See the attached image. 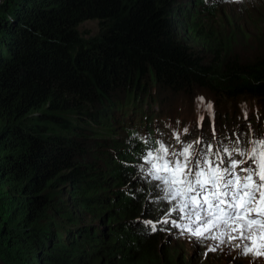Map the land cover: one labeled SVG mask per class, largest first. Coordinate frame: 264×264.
<instances>
[{
  "label": "trees",
  "instance_id": "1",
  "mask_svg": "<svg viewBox=\"0 0 264 264\" xmlns=\"http://www.w3.org/2000/svg\"><path fill=\"white\" fill-rule=\"evenodd\" d=\"M177 1L0 0V264H157L160 233L125 218L144 195L119 186L185 128L196 138L211 127L229 148L259 139L262 118L240 98L264 106V51L242 60L211 25L213 7L176 11ZM90 20L102 30L85 37ZM195 85L239 110L217 112L213 98H191L184 113L145 108L163 89L187 98ZM165 122L177 130L165 136ZM118 125L128 147L115 143Z\"/></svg>",
  "mask_w": 264,
  "mask_h": 264
},
{
  "label": "snow or ice",
  "instance_id": "2",
  "mask_svg": "<svg viewBox=\"0 0 264 264\" xmlns=\"http://www.w3.org/2000/svg\"><path fill=\"white\" fill-rule=\"evenodd\" d=\"M208 109L211 112L212 105ZM146 163L163 198L173 205L167 215L182 213L190 220L184 226L187 232L214 242L210 251L236 242L233 246L242 254L264 256V139L254 141L251 148L221 146L213 151L209 144L202 153L192 143L179 152L159 143L147 153ZM147 223L156 230L155 224Z\"/></svg>",
  "mask_w": 264,
  "mask_h": 264
},
{
  "label": "rangeland",
  "instance_id": "3",
  "mask_svg": "<svg viewBox=\"0 0 264 264\" xmlns=\"http://www.w3.org/2000/svg\"><path fill=\"white\" fill-rule=\"evenodd\" d=\"M205 3V5L210 8L213 7L214 10L211 25H214L221 31L234 54H238L242 60L250 57L255 59L264 51V0H205ZM187 5L189 7L192 6L193 0L177 1L175 3V10L179 11V9H187ZM175 16H177V14ZM79 28L80 32L85 37L96 35L102 30L99 21L96 20L83 22ZM184 40L190 41L186 38ZM188 45L193 46L195 49H197L198 46L196 44H194V46L193 43L190 42ZM205 54L206 56H210L208 52ZM154 83L153 80L149 84L145 93L148 94V92L151 91ZM169 91L172 93L171 90ZM169 91L163 89V91H159L158 95L155 94L153 96L149 94L150 97H155V99H147L145 108L151 107L156 110V112H159L157 108H161L165 113H184L194 107V100H191V98H197L200 102L204 99L213 98L214 100H217V112L218 110H227L230 114H234V110H239V106H235L231 102H229L230 107H226L224 104V98L218 97L212 91L197 85L194 87L193 95H190L187 98V93L181 92L174 95L169 93ZM125 95V92H119L115 98L122 99ZM250 98V96L240 98V101H245V104H241L242 109L244 112L258 113L259 117L262 118L261 122L263 124L260 134L264 136V112L259 113V110L264 106L262 102L258 100L252 102L248 101ZM215 110L216 105H213L212 112H215ZM102 116L106 117V113L104 112ZM137 116L139 119L140 116ZM138 119H135V121H138ZM168 122H170L168 124L172 125L171 120H168ZM240 126L241 128L243 127L242 124H240ZM130 127L134 128L137 131L136 133L147 134L144 126H135L133 124ZM253 128L258 127L255 125L249 127L250 130ZM116 130V137H121V141L115 142L117 146L120 148L128 147V138L122 131L121 125H118ZM161 130L166 136L169 132L177 129L167 126L165 122L163 123ZM200 130L202 133L209 131L216 134L218 132L211 127H209V129L206 128V131L205 128L199 127L197 135H199ZM157 132L158 131L152 134L157 136L158 140H161L162 136L158 135ZM183 133L184 134H179V140L175 137V139L171 141L181 149H183L186 140L194 139L188 132ZM256 133L258 132L255 131L254 134ZM195 134L196 133L194 132L193 135ZM147 137L148 134L146 138ZM211 141H214V139ZM142 165H146V163H143ZM146 175H148V171L144 167H138L137 171L129 181L119 186L122 189L129 191V193L140 190L144 195L142 205L135 209V213L132 212L130 215H125V218L129 217L128 220L130 219V221H133L131 224L137 223L141 219L146 218L159 223H163L162 221L167 218L169 220L167 226H171L172 221H177L181 224L177 226L179 228H177L176 225H172L169 228L165 227L161 230V240H159V245H163V248H158L156 251L159 255H163L164 258L161 260L159 255L155 257V262L157 264H162V262H164V264H264V256L256 257L251 253L244 255L240 248L233 246L236 242H233V245L225 244L219 246L216 251H210V247L214 246V242L206 239H198L187 232L184 229V226L189 224L190 220L184 218L182 213L178 214L173 212L170 216L167 215L173 205L163 198L165 193L161 190L159 183L151 179H146ZM108 189H110V187ZM89 217L91 216H87L86 218ZM94 223L99 224V219H95ZM193 227L195 226L193 225Z\"/></svg>",
  "mask_w": 264,
  "mask_h": 264
},
{
  "label": "clouds",
  "instance_id": "4",
  "mask_svg": "<svg viewBox=\"0 0 264 264\" xmlns=\"http://www.w3.org/2000/svg\"><path fill=\"white\" fill-rule=\"evenodd\" d=\"M148 153V152H147ZM147 158V157H146ZM143 163H146V160L145 161H142ZM146 165L148 166V164L146 163ZM146 165H140L139 167H144L145 169H146ZM147 170V169H146ZM148 171V175H146V179H151V180H154L153 178H152V176H150L149 175V170H147ZM154 181H156V180H154ZM157 183H159L158 181H156ZM148 221H151L153 224H155L156 225V230L155 231H153L152 230V228H151V225L150 224H148L147 222ZM139 222V221H138ZM140 223L143 225V227H146V228H149L151 231V233H160L161 234V230L163 229V228H165V227H171L172 225H176V227L178 226V225H181L180 223H178L177 221L175 222V224H173L172 223V225L171 226H167L165 223H159V222H155V221H152V220H150V219H148V218H146V219H141L140 220ZM177 228H179V227H177Z\"/></svg>",
  "mask_w": 264,
  "mask_h": 264
}]
</instances>
